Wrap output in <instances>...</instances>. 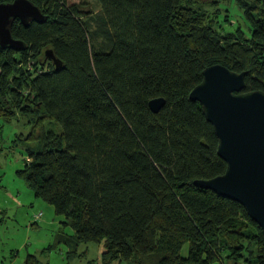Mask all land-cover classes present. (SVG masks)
<instances>
[{
	"label": "trees",
	"instance_id": "obj_1",
	"mask_svg": "<svg viewBox=\"0 0 264 264\" xmlns=\"http://www.w3.org/2000/svg\"><path fill=\"white\" fill-rule=\"evenodd\" d=\"M29 1L45 20L15 21L25 49L0 48V120L32 125L18 174L73 230L68 241L102 245V264H264L263 232L245 209L194 186L226 163L189 98L213 65L245 73L244 93H264V0H211L210 15L201 0H94L96 11ZM232 2L249 37L221 25ZM49 121L61 133L37 134Z\"/></svg>",
	"mask_w": 264,
	"mask_h": 264
},
{
	"label": "water",
	"instance_id": "obj_2",
	"mask_svg": "<svg viewBox=\"0 0 264 264\" xmlns=\"http://www.w3.org/2000/svg\"><path fill=\"white\" fill-rule=\"evenodd\" d=\"M45 17L29 0L0 3V48L25 49L15 40L12 25L19 21L43 23ZM56 69L60 68L53 52H45ZM245 73L237 74L222 65L203 71V80L189 98L201 105L203 114L218 139V156L226 163L223 175L197 180L194 186L235 201L246 211L264 235V93H244ZM163 98L153 99L148 107L154 114L165 105Z\"/></svg>",
	"mask_w": 264,
	"mask_h": 264
},
{
	"label": "rangeland",
	"instance_id": "obj_3",
	"mask_svg": "<svg viewBox=\"0 0 264 264\" xmlns=\"http://www.w3.org/2000/svg\"><path fill=\"white\" fill-rule=\"evenodd\" d=\"M69 1H86L92 10L99 9L94 0ZM201 2L210 15L211 0ZM220 9V22L226 24L225 32L240 27L249 37V24L242 10L233 2L221 5ZM225 15H229L230 24L224 22ZM41 129L61 133L60 126L53 121L45 122L36 133ZM31 130L32 125L21 118L7 124L0 120V264H27L28 259L29 264H102V245L68 241L73 230L64 226V219L55 214L52 206L35 197L19 176L29 143L19 137H27ZM183 252L186 256L187 246Z\"/></svg>",
	"mask_w": 264,
	"mask_h": 264
}]
</instances>
